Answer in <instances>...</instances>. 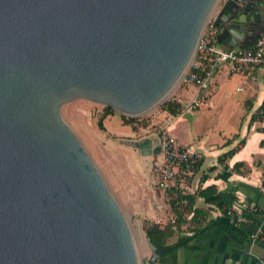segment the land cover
Returning <instances> with one entry per match:
<instances>
[{"label":"water","instance_id":"95a60500","mask_svg":"<svg viewBox=\"0 0 264 264\" xmlns=\"http://www.w3.org/2000/svg\"><path fill=\"white\" fill-rule=\"evenodd\" d=\"M219 1L0 0V264H139L60 106L151 110L185 74ZM214 23L222 46L249 45L264 34V0H225ZM160 139L128 144L158 156ZM144 240L156 264L168 248Z\"/></svg>","mask_w":264,"mask_h":264},{"label":"crops","instance_id":"0c3cea01","mask_svg":"<svg viewBox=\"0 0 264 264\" xmlns=\"http://www.w3.org/2000/svg\"><path fill=\"white\" fill-rule=\"evenodd\" d=\"M263 79L264 70L255 68L247 74L232 73L226 64H222L213 75L208 94L200 98L203 101L199 108L208 106L210 101L213 103L218 91L223 90L218 98L220 101L224 99L225 105L229 104L226 105L227 110L236 111L233 115L234 120L228 125L213 124L209 132L197 131L192 130L188 122L182 118L183 111L175 116L172 115L166 125L169 135L174 136L181 144L193 143L201 154L193 174L188 178L178 174L175 182L189 192L195 191L198 187L214 185L217 189L216 195L208 199L198 196L193 206L206 211L209 218L220 224L244 219L245 197L252 200L249 207L254 204L264 205L261 168L257 165L258 162L264 164V129H262L264 122L255 120L248 127L250 114L259 106L263 98ZM239 87L241 90L238 89ZM197 92L196 87L193 91L183 89L175 99L186 106L188 102L184 97L190 99ZM231 95L234 96L233 100L230 98ZM247 106H251L249 111L245 109ZM241 139L243 142L239 143ZM227 140L229 143H226ZM235 146L238 148L230 157L222 163L217 162L220 154ZM237 162H242L243 167L238 171L231 170L230 168ZM224 165H227V168H224ZM211 166H214L213 170H209ZM203 175L204 179L201 178ZM160 190L162 194H166L164 190ZM229 192H233L237 198V201L232 202L231 209L234 210L235 217L231 218L225 217L211 203V200L217 197L230 200ZM165 204L169 207L168 203ZM255 221L264 229V217L255 218ZM239 232L235 224L231 225L230 231L222 226H212L189 241L193 248L178 246L167 255L160 256L156 264H252L254 262L263 264L264 250L253 241L236 237L235 233ZM177 236L174 235L171 240H175Z\"/></svg>","mask_w":264,"mask_h":264},{"label":"rangeland","instance_id":"374dc122","mask_svg":"<svg viewBox=\"0 0 264 264\" xmlns=\"http://www.w3.org/2000/svg\"><path fill=\"white\" fill-rule=\"evenodd\" d=\"M224 1H219L214 12ZM185 74L180 78L173 92L151 110L137 116L124 115L116 111L105 115L104 131L96 125L98 117L103 114L104 105L85 98H75L60 106L61 118L79 139L103 179L109 194L125 217L133 234L139 264H146L149 256V249L144 240L145 228L153 224L169 222L172 213L165 204L168 196L162 194L157 185L156 168L159 156H141L128 144V140H141L158 134L161 136L168 134L166 125L172 115L163 109V105L168 100H176L175 98L183 89L193 91L196 87L198 90L192 98L184 97V100L188 102L186 106L180 103V111H184L182 118L188 122L192 130L209 132L213 124L228 125L234 120L233 115L236 113V111L227 110L226 105L229 104L225 105L224 99L220 101L218 98L223 90L218 91L214 102L210 101L209 107L199 108L195 104L196 101L205 97L210 87L206 90L199 89L195 84L184 80ZM233 97V95L230 96L231 100L234 99ZM121 116L135 118L132 123L135 130L125 124Z\"/></svg>","mask_w":264,"mask_h":264},{"label":"trees","instance_id":"16d2710c","mask_svg":"<svg viewBox=\"0 0 264 264\" xmlns=\"http://www.w3.org/2000/svg\"><path fill=\"white\" fill-rule=\"evenodd\" d=\"M103 109V114L98 117L96 121L97 127L102 131L105 130L103 123L104 116L113 113V110L108 106H104ZM163 109L169 114L175 116L181 112V104L176 100H168L164 103ZM245 109L246 111H249L251 106H247ZM121 117L123 118V122L125 124L130 125L131 129L135 130V126L132 125V123L135 121V118L124 116ZM255 120L264 122V93L261 103L250 114L248 127H250V125ZM242 142L243 139L239 141V143ZM226 143H229V140H227ZM237 148L238 146L232 147L226 152L220 154L217 158V162L222 163L224 160L230 157ZM199 160L195 162V164H193L188 170L179 168L178 174L184 178L190 177L196 170ZM243 165L244 164L242 162H237L230 169L233 171H238L240 167H243ZM257 165L261 168V188L264 191V164L258 162ZM223 167L227 168V165H224ZM213 169L214 166L209 167V170ZM201 178L204 179L205 176L203 175ZM216 193L217 189L214 185H209L203 188L198 187L195 191L189 192L185 187L176 183V185L170 190H167V203L172 213L171 220L164 224H153L145 228V232L148 233L150 241L156 246L158 250L168 248L164 253L161 254V256L167 255L178 246H189L190 248H193L194 246L189 244V241L212 226H222L224 229L230 231L232 224H235L240 230L239 233H235L236 237L253 241L264 250V229L260 227V224L257 221H255V218L264 217V205L258 206L257 204H254L253 206L249 207V204L252 202V200L249 197H245V207L243 213L244 219L240 218L227 224H220L216 220L209 218L206 211L193 206L196 197L200 196L208 199L215 196ZM228 197L230 200L218 197L214 198L211 200V203L217 207L225 217L231 218L235 217L234 210L231 209L232 202L237 201V198L233 192H229ZM183 226L184 228H182ZM187 232L190 234H182ZM252 234H256L254 239H252ZM174 235L178 236L175 240H171V237Z\"/></svg>","mask_w":264,"mask_h":264},{"label":"built area","instance_id":"2783aa9c","mask_svg":"<svg viewBox=\"0 0 264 264\" xmlns=\"http://www.w3.org/2000/svg\"><path fill=\"white\" fill-rule=\"evenodd\" d=\"M215 16L216 12L211 15L202 31L196 52L184 78L201 90L211 88L213 75L222 64H226L232 73L247 74L255 68L264 70V34L246 46L224 47L217 41L219 28L214 23ZM238 89L241 90V87ZM202 101L200 99L195 104L200 106ZM160 147L156 168L157 185L167 194V190L176 185L175 177L179 168L190 169L201 158V154L193 143L181 144L169 134L161 136ZM251 236L254 239L256 234ZM146 264H149L148 259ZM252 264H258V262Z\"/></svg>","mask_w":264,"mask_h":264},{"label":"bare ground","instance_id":"6f19581e","mask_svg":"<svg viewBox=\"0 0 264 264\" xmlns=\"http://www.w3.org/2000/svg\"><path fill=\"white\" fill-rule=\"evenodd\" d=\"M191 62V61H190ZM190 64V63H189ZM189 66V65H188ZM182 77V76H181ZM143 235V234H142Z\"/></svg>","mask_w":264,"mask_h":264},{"label":"flooded vegetation","instance_id":"af4514ba","mask_svg":"<svg viewBox=\"0 0 264 264\" xmlns=\"http://www.w3.org/2000/svg\"><path fill=\"white\" fill-rule=\"evenodd\" d=\"M242 40H244V39H242Z\"/></svg>","mask_w":264,"mask_h":264}]
</instances>
